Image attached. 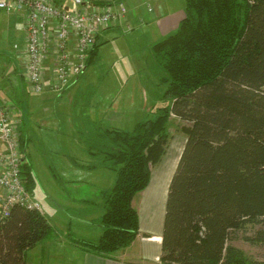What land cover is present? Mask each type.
<instances>
[{"label":"trees","instance_id":"1","mask_svg":"<svg viewBox=\"0 0 264 264\" xmlns=\"http://www.w3.org/2000/svg\"><path fill=\"white\" fill-rule=\"evenodd\" d=\"M99 45L97 39L88 66ZM149 53L150 70L165 87L154 117L125 130L85 114L76 129L86 152L97 157L83 168L109 169L115 178L94 221L100 236L77 237L68 225L66 237L104 257L131 244L139 232L132 199L165 154L174 115L188 125L181 127L185 142L167 188L160 261L262 264L232 241L264 247V0H185L176 29ZM19 142L22 149L20 135ZM21 174L32 193L29 163ZM54 236L39 209L12 206L0 218V264H25L29 250Z\"/></svg>","mask_w":264,"mask_h":264},{"label":"crops","instance_id":"2","mask_svg":"<svg viewBox=\"0 0 264 264\" xmlns=\"http://www.w3.org/2000/svg\"><path fill=\"white\" fill-rule=\"evenodd\" d=\"M101 1L110 2L112 4L114 3L111 0ZM124 3L127 8V14L124 20L126 23L133 25V27H140V37H142L143 40L150 36V34L159 38L166 35L172 31L171 28L177 27L178 22L183 17V12H178L176 17L171 15V10L167 5L168 2H166V0H124ZM8 15L14 16L13 18L17 20V23L15 22L11 27L15 30L16 34L14 44L21 46L24 43L22 17L15 14ZM15 25L17 26L15 27ZM120 27L122 28V26L119 25L101 31L97 39L101 42L102 34L115 32V30H120ZM169 28L170 30H168ZM13 57L17 64H13V62L8 61V59H6L4 63L1 62L3 65L0 69V93L2 94L0 100L2 99L3 102L1 100L0 104L12 108L13 117L18 121L17 130L23 143L22 152L27 158L35 176V186L37 180L41 177L40 173L43 174L42 176L45 179L47 178L46 176H52V178L55 179L56 176L53 172L55 170H58L59 172L62 171L61 175L65 176L64 181L70 185L79 186L87 184L92 187H95V185L98 184L102 185L101 180H104V178L107 177L105 169L83 168V166L96 163L97 157L89 155L86 152L84 145L77 139L76 129L81 128V125L79 124L80 122H74V131L68 134L70 138L67 139L65 149L66 152H69L70 154H65L57 135L59 129L64 127L62 124L64 121H61L60 123L57 122V126L53 122V125L49 123L41 124L44 121L47 122V120L51 118L46 116L45 113L47 110H51V112L54 111L52 110V107L56 105V101L53 97L55 94L46 89L43 93L33 94L29 92L31 94L30 97H23L20 94L21 86L24 84L27 87L23 77L24 62L21 59L22 55L20 54V51L15 48ZM10 98H12L13 104L9 102ZM62 100H64V98L59 100L60 103L58 102V104H61ZM130 101L131 102L129 104L126 103V105L128 106L129 111H133V109H129V107L134 105L132 103L135 101L133 102L132 99ZM89 104L90 103H88V106ZM111 105L114 107V104ZM117 106H119V104H117ZM87 110L88 112L85 114L91 119L103 123L107 117L110 118L112 122L116 123L114 124V126L116 125L115 127H121L129 118V111H124L122 113L119 111L108 110L107 114L102 111L100 116L102 118L99 119L92 116L90 113V107H88ZM85 114L83 113V115ZM53 115H55L54 112L52 113V116ZM83 119L84 117L81 119L82 123ZM41 143L43 144L41 145ZM44 148H47L49 151H58V154L61 155V157L56 161L52 160L51 165L47 162H43L41 155L45 152ZM85 152L87 153L86 159L91 161L89 163L81 162L78 159V157ZM90 157L95 159V161H92ZM156 174L157 173L151 169L150 181L146 188L139 193L138 206L134 203V197L132 199V205L138 212L139 232L130 245L117 250L107 257L84 250L80 246L71 243L66 237V232H61V230L49 220L48 214L43 213L39 207L40 212L47 218L53 227L55 236L40 242L34 248L29 250L25 264H164L160 261L159 256L161 254V234L169 182L165 184L163 191H160L158 177L161 173L158 176ZM54 186H56V184L52 187ZM106 190L100 189L99 196L95 200L82 197L78 198L76 201L73 200L74 203L70 204L71 207H65L67 213H70L69 209L72 208L79 211L78 215L74 214L78 219L77 225L79 224V226H84L86 228L91 226L92 229L95 230L92 234L91 232H88L87 235L92 236L77 234L75 230H72L76 224H74L73 218L67 220L66 226L64 227L67 229V226L70 225L72 233L77 237L91 240L97 239L102 232V227L94 221L104 212L103 195ZM31 194L33 198V192ZM94 206H97L98 208H94ZM71 214L73 215V213Z\"/></svg>","mask_w":264,"mask_h":264},{"label":"rangeland","instance_id":"3","mask_svg":"<svg viewBox=\"0 0 264 264\" xmlns=\"http://www.w3.org/2000/svg\"><path fill=\"white\" fill-rule=\"evenodd\" d=\"M111 1L117 6L125 5L124 0ZM61 2L72 8L73 0H61ZM166 2H168L167 5L170 7L171 15L176 17L178 12H183L185 0H166ZM13 17L14 16L0 12V69L3 65L1 62L4 63L6 59L13 62V64H17L13 57V44L15 43L14 39L16 34L15 30L11 27L17 20ZM16 26L17 25H15V27ZM170 28L168 30H170ZM173 29L175 30L176 28H171L172 31ZM140 35V27H135L132 31H125L120 27V30H115V32L102 34L97 58L91 62L87 70L79 75L70 86L53 96L56 101V105L52 107L55 115L52 116L53 112L47 110L45 115L51 118H49L47 122L44 121L41 124L49 123L53 125V122L57 126V122L60 123L64 121L62 122L64 127L59 129L57 135L65 154H70L66 152L65 149L67 139L70 138L68 134L74 131L73 125L75 123L80 122L79 124L82 127L81 119L83 113L85 114L88 112V107L91 108L90 113L92 116L100 119L102 118L100 117L102 111L105 114L108 113V110L122 113L124 111H129L126 103L129 104L132 99V101L135 102L132 103L134 105L129 107V109H133V111H129V118L126 123L120 127L125 130H130L137 121L154 117L155 114L153 111L162 104L159 98L165 87L159 85L157 76L150 70L149 66L151 60L149 52L151 44L161 37H154L153 34H150V36L143 40ZM90 88L93 90L92 94H90L91 91L89 92ZM20 94L23 97H30L31 95L28 87L24 84L21 86ZM0 96H2L1 93ZM62 98H64V100H62L61 104H58L59 100ZM9 102L13 104L12 98L9 99ZM88 103H90L89 106ZM111 104H114V107H112ZM117 104H119V106H117ZM103 124L114 126L116 123L106 117ZM185 125H188L186 121L174 115L170 117L168 122L170 139L166 152L158 163L151 166L152 171H155L157 176L161 173L158 177L160 191H163L165 188L164 179L170 176L175 170L185 142V134L181 131V127ZM42 144L43 143H41V145ZM44 151L45 152L41 155V159L43 162H47L50 165L52 160L56 161L61 157L56 150L49 151L47 148H44ZM86 154L85 152L82 154L83 156L81 155L78 159L81 162L89 163L91 161L86 159ZM90 159L92 158L90 157ZM92 161H95V159H92ZM105 171L107 177L101 180L102 185L98 184L95 185V187L87 184L79 186L70 185L64 181L65 176L61 175L62 171H53L56 176L55 179H53L52 176H46L47 178L45 179L42 176L43 174L40 173L41 177L37 180V184L33 190V200L39 205L43 213L48 214L49 220L57 226L61 232H66V227L64 226H66L67 220L73 218L74 224H76L72 230H75L77 234L87 235L88 232L92 234L95 229H92L91 226L86 228L84 226H79V224L77 225L78 219L74 214L78 215L79 211L72 208L69 209L70 213H67L65 207H71L70 204L74 203L73 200L76 201L78 198L85 197L89 199L92 198V200L97 199L99 190H106L109 188L115 178V173L112 170L105 169ZM55 184L56 186L52 187ZM139 193L134 196V203L136 206H138ZM94 208L98 207L94 206ZM71 213H73V215ZM232 244L241 248L252 259L264 264V247L252 246L244 242L241 238L234 239Z\"/></svg>","mask_w":264,"mask_h":264},{"label":"built area","instance_id":"4","mask_svg":"<svg viewBox=\"0 0 264 264\" xmlns=\"http://www.w3.org/2000/svg\"><path fill=\"white\" fill-rule=\"evenodd\" d=\"M0 0V11L20 15L24 43L14 44L22 55L23 77L30 93L46 89L60 93L88 68L91 51L101 31L122 26L125 5L73 0ZM124 30L132 29L124 23ZM18 121L12 109L0 104V218L14 205L39 209L26 190L22 169L28 163L19 142Z\"/></svg>","mask_w":264,"mask_h":264},{"label":"bare ground","instance_id":"5","mask_svg":"<svg viewBox=\"0 0 264 264\" xmlns=\"http://www.w3.org/2000/svg\"><path fill=\"white\" fill-rule=\"evenodd\" d=\"M170 176H171V175H170ZM170 176H167V178L164 179V185H165L166 183L169 182V177H170Z\"/></svg>","mask_w":264,"mask_h":264}]
</instances>
